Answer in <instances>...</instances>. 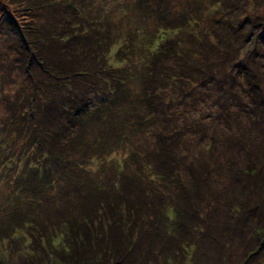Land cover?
Wrapping results in <instances>:
<instances>
[{
	"label": "trees",
	"instance_id": "16d2710c",
	"mask_svg": "<svg viewBox=\"0 0 264 264\" xmlns=\"http://www.w3.org/2000/svg\"><path fill=\"white\" fill-rule=\"evenodd\" d=\"M29 1L39 5L38 7L34 5L33 7L29 3L23 5L24 11H28L23 20L17 17L15 6L12 9H9L11 5L5 7L12 14L13 17L10 19L14 21L15 27L20 31V41H18L17 46H13L12 55L8 54L9 63L2 67L6 73L1 72L0 74V76L2 74L10 75L11 67L20 62L21 74H15L21 76L19 87L15 90L14 102L7 107L8 114L10 112L9 116L15 120L16 125L12 133L18 136L22 135L21 148L17 150L18 162L14 167L18 173L15 177L17 181L21 179L20 176L25 170V166L33 165L34 169L29 170L31 174L35 175L36 180H46L48 186L54 187V190L53 187L51 188L53 193H57L56 195L68 193L64 188L59 189L57 186L58 182H62L64 178L58 176L51 178L50 173L54 172L53 167L55 165L71 163L67 155L70 156L72 155L70 153L75 154L79 151V143L83 142L82 138L74 143L76 139L73 137L74 132L81 125L87 124L83 120L88 118L89 112L96 110V108L98 109V117L102 114L100 118L106 120L123 113V119L117 120L116 136L118 138L116 144H119L128 134H135L134 132L137 131L136 122L139 123V126H143L141 122L145 123L143 130H155L159 139L164 136L165 139L160 141L163 142L168 139L167 137H172L177 130L180 131L182 127L177 125L179 119L186 118L187 108L192 107L196 102L199 104L201 98L211 101L212 105L215 103L223 104L228 101L230 120L226 117L227 125H224L219 141L216 137H210L212 139L210 146L215 151V144L220 143L221 147L229 150V152L226 153L223 160L225 164L213 162L212 159L210 166L208 163H198L196 176L192 174V181L191 176H189L186 183L182 166L184 163L182 164L179 154L173 148L174 146L170 144L162 146L160 144L161 148L157 151L158 162L164 161L165 163H161V165L157 163L158 170L154 169V163H142V170L138 172V177H136L137 182L140 183L138 185L139 190L135 191L138 197H135L134 190L128 193L131 198L127 197V192L122 194V192L117 191L109 192L112 196L107 192L98 196L97 187L95 190L97 197L94 198L93 207H89L87 215L81 219L74 216L71 220L72 212L69 210L70 212L58 214L59 217L53 218L49 215L48 219L40 220L34 213L36 209L32 204L37 197L36 192L39 187L33 185L31 188L33 195L30 194L31 192L24 193L21 191L25 188L24 182L22 184L16 182L11 186L12 192H14L13 196L20 197L21 201L31 202L30 208L34 212L32 214L31 211L27 210L25 213L18 208L17 204L13 214L17 215L18 218L13 224L7 225V230L13 229L14 232H18L20 228H24V225H31V227H38L36 229H39L45 223V232L46 234L47 232L51 233V236L46 238V235L42 234L43 231L39 229L40 233H37L40 234V238L33 235L32 243L35 240V245H40L41 252L48 251L47 246L54 245L55 238L61 236L62 241L57 248L54 246V250L56 257L60 258L64 264H83L84 262V264H109L110 260L112 261L110 264H137V262L142 264L153 253L142 246L145 235L151 236L157 241L156 244H160L157 248L163 252L161 260L163 264H173V260L176 258L174 253L177 252H180L183 264H193L198 262L195 251L200 252L202 247L197 233L198 235L203 233V236L207 234L204 231H207L209 227H206L205 224L210 222L214 213L211 215L207 213L208 216L205 217L200 213V207L195 205L193 215H191L195 217L193 222L185 224V226L182 222L180 225L174 221L170 222L167 220L168 211L164 217L162 213H158L149 207L154 199L146 198L147 194L144 193L143 182L151 179L150 182L153 183L155 178L157 180L168 177L171 180L174 178L182 189L187 184H191V187L197 189V186H202L198 182V179L201 178L208 190L205 198L210 199L208 196L211 192H219L217 190L219 188L218 182L214 181V171L219 172L222 167H227L234 181L232 184L235 183V190L232 189L233 193H230V198L234 196L237 199V202L230 206L229 222H232L233 228V224H235V228L241 227L240 240L241 242L244 241L247 236V226L254 219V212L260 213L261 215L257 218L264 221V201H257L258 197H256L255 205L258 206L256 209L252 207L254 202L247 201L258 193L264 197V156L260 157L259 154L255 153L260 148L263 149L262 146H264V51L259 52L258 50V47H264V17L255 22L252 31L249 32L255 35L252 48L250 49L248 45V50L243 52L241 47H245L248 38H241L237 35L238 37L235 36L234 39L231 37L232 32H226L227 35L225 36L226 33L221 28L222 25H214L213 21L207 22V26H203L202 15L195 10L194 6L183 7L177 16L168 17V9L174 0H135L141 6L147 5L149 12H144V16L153 13V9L158 17L163 19V23L161 26L159 25L160 27L158 26L159 29L156 28L158 32L149 37L145 61L142 63L143 84L141 91L144 97H141L149 109L146 108L145 112L135 110L134 114L129 115V113H124V109L119 106L116 108L113 99L115 92L121 89L128 80V74L124 72L125 69L113 67L110 57L107 55L110 45L113 43L112 40L117 39V43L119 40L121 41L122 33L113 32L107 21L104 23L99 16L98 28L93 30L91 27L89 30L91 32H81L83 41L80 42L81 45L79 44L80 50L84 52V46L87 48L83 54H98V66L95 65L98 68L93 69L94 66L90 59L80 60L81 55L79 58L77 54V51L80 53L77 50L79 46L73 42L80 36L77 37L76 30L70 31L68 29L71 24L67 18L62 17L65 16L64 13L62 15L54 10L51 14L53 25L48 26L42 21L43 17L40 18L35 11L36 8L46 6L42 5L39 0ZM223 2L220 4L226 5V2ZM49 15L47 14L43 18L45 22ZM66 29L72 34L66 33ZM56 30L58 33L54 34ZM65 33L69 35V39L63 42ZM129 39L133 44L131 36ZM133 45L130 47L133 48ZM48 48L52 49V54ZM120 50L123 52V49L119 47L118 51L120 52ZM128 56L125 54L122 58L127 59ZM224 111L221 113L222 115ZM224 116H221V119ZM204 118L201 117L197 121H189V123L196 127L197 125L202 127ZM131 129L133 131H130ZM226 136L229 138L224 140L223 137ZM258 137H261L260 141L257 140ZM124 142L126 141L123 140L121 143ZM69 147L74 149H69ZM90 147L91 145L87 149ZM254 153L255 155H253ZM83 154V158H73V163L82 167L83 162L81 160L94 163L97 159L87 151H84ZM242 154L244 155L240 159ZM114 156L117 155L114 154ZM185 162L187 171L190 172L192 164L188 166V162ZM6 163H8L7 160ZM148 168L151 171L146 176L143 175L142 171L148 170ZM28 176L30 175L27 174L26 177ZM257 185L261 187L262 192H257V189L254 191ZM156 187H158L156 189L158 198H160L164 193L159 184ZM65 195L68 197V194ZM109 195L111 197L107 201L106 198ZM101 196L106 198L98 200V197ZM107 206L108 209L106 210ZM106 213L108 214L106 215ZM156 215L164 218L162 220L164 227ZM28 216H31L32 219H27ZM104 219L108 222V225L106 223L107 229L102 226ZM97 220L100 222L98 227H96ZM23 222L24 224H22ZM157 227L164 228L166 236L163 234L158 236L149 231ZM176 227H181L183 230L176 229ZM211 227L214 229L213 226ZM142 228L147 230L146 233L142 231ZM185 229H189L191 234ZM60 230L62 231L59 232ZM101 230H108L109 232L105 234L100 232ZM229 232L231 233V230ZM236 234L234 229H232L230 236H227L226 232L222 233L218 229H214L213 235H210V238H205L206 243L204 244L210 250L209 243L213 239V242L224 245L227 241H232V236ZM193 237L195 238L194 241L192 240ZM253 237L254 243L260 241L261 246L253 249V251L258 252L264 243V224L256 228ZM172 238L178 244L172 245ZM194 245L197 246V249ZM143 250H145V254L141 258L133 257L132 254L137 253V251L142 253ZM155 254L157 255V252ZM220 255L221 261H218L217 264H229V261L227 262L229 255L227 257H224L222 253ZM152 259L154 262L150 264H157L161 258L154 256ZM42 261L48 263L43 255L40 256L39 264Z\"/></svg>",
	"mask_w": 264,
	"mask_h": 264
},
{
	"label": "rangeland",
	"instance_id": "374dc122",
	"mask_svg": "<svg viewBox=\"0 0 264 264\" xmlns=\"http://www.w3.org/2000/svg\"><path fill=\"white\" fill-rule=\"evenodd\" d=\"M39 1L42 5L46 6L43 8H36L35 11L40 18H44L47 14L51 15L54 10H57V12H60L62 15L64 13L65 16L62 17L67 18V21L71 24V27L68 29L70 31L73 29L76 30L77 37L80 36L76 38L77 40L75 39L73 41L79 46L78 49H76L80 51V53L77 51L79 58L81 55L82 59L80 58V60L85 61L90 59L94 66L93 69L98 68L95 66L96 64L98 66V54H83L87 51V48L84 46V52L80 50V42L82 43L83 41L81 32L88 33L91 27L93 30L96 27L98 28L99 16L104 23L107 21L113 32L122 33V36L120 35L122 38L121 41L119 40L117 43V39H113V43L110 45L107 53L113 67H117L122 70L125 69L124 72L128 74V80L125 85H123L121 89L117 90L115 92L116 94L113 95L116 105L114 106L116 108L119 106L124 109V113H129V115L134 114L135 110L145 112L147 107L141 97L143 96L141 91V86L143 84L142 63L145 61V52L149 43V37L157 33L158 30H156V28L159 25L161 26L163 23V19L158 17L156 11L152 9L153 13L144 16V12H149V10H147V5L141 6L135 0H120L119 2L118 0ZM218 1L222 3L225 1L226 5L220 4ZM173 2L172 6L168 9V17L177 16L178 12L183 7L187 8L190 5L194 6V8H196L195 10L202 15L203 26H207V22L211 23L213 21L214 25H222L221 28H223L224 33L232 32L231 37L235 38V36L239 35L241 38H248L246 40L245 47H241L243 52L248 50V45L250 46V49L252 48V41L255 39V35L249 32L252 31L251 29L253 28L254 23L264 17V0H174ZM27 3L32 6L34 5L35 7H38L39 5L38 3H32L29 0H0V74L1 72L6 73L2 67L6 65V63H9L10 58L8 54L10 53L12 55L11 51H13V46H17L18 41H20V31L15 27L14 21L10 19L13 16L7 11V5H11L9 9H12V7L15 6V8H17L15 12L17 17L22 18L21 20H23V17H26L28 12L24 11L23 5H26ZM50 15L49 17H46L48 18L46 22L42 18V21L48 26L53 25V19L51 18L52 15ZM134 29H136V31H134ZM69 30H67L66 33L70 34ZM57 33L58 31L56 30L54 34ZM66 33L64 34L65 36L63 35V42L69 39V35H66ZM130 36L133 39L132 42L134 45L130 42ZM130 45H133V48H131ZM119 47L123 49V52L122 50H120V52L118 51ZM258 50L259 52L264 51V47L260 46L258 47ZM48 51L51 54L53 52L50 48H48ZM125 54L129 55L127 59L122 58ZM259 55L261 54L259 53ZM78 62L80 61L78 60ZM20 71L19 62L18 65L11 67L9 72L11 73L10 75L2 74V76H0V264H39L41 255H43L48 261V263L42 261V264H64L60 258L56 257L54 250V246L57 248L60 241H62L61 236L60 238H55L54 245L47 246L48 251L41 252L40 245H35V240L32 243L33 240L31 239L33 238V235L40 238V234L37 233H40V230L43 231L42 234L46 235V238L51 236V233L47 232L46 234L45 232V223L39 227L40 230L36 229L38 227H31V225H24V228H20L18 232H14L13 229L9 231L7 230V225L9 223L13 224L16 221V218H18L17 215L13 214L14 210H16L17 204L18 208L22 209L25 213L27 210L31 211L32 214L34 212L30 208L31 202L21 201L20 197L13 196L14 192H12L13 190L11 186L16 184V182L20 184L24 182L25 188L21 189V191L24 193L31 192L30 194L33 195L34 193L31 191L33 185H37L39 187L36 192L37 197H35L32 204H34V208L36 209L34 213L40 220L44 218L48 219L49 215L53 218L59 217L58 214L61 212H70L69 210L72 212L70 217L72 220L74 216L81 219L83 216L87 215L88 208L91 206L93 207L94 198L97 197L95 191L97 187L98 196L106 192L109 193L111 191H117L122 192V194L127 192V197L131 198L128 193L133 190L134 192L139 190L138 185H140V183L137 182L136 177H138V172L142 170V163H154L153 166L156 170H158L156 167L157 163L160 165L161 163H165L164 161L161 163H159L160 161L158 162L159 155L157 154V151L161 148L160 144H162V146H165L166 144L167 146L168 144L174 146L173 148H175L177 154H179L182 164L184 163L182 166L185 172L184 180L186 183L188 182L189 176H191V181L193 179L192 174L196 176V167L198 163H208L210 166L213 160V162L225 164L223 160L229 150L221 147L220 143L215 144V151L211 149L210 143H212V139L210 137H216L217 141H219L221 132L224 130V125H227L225 122L226 117L230 120L228 116V101L223 104L215 103L212 105L211 101L209 102L199 98L201 100L198 102L199 104L196 102L195 105L191 104L192 107L187 108V117L179 119L177 125L182 127L180 131L177 130L172 137H167L168 139L163 142L160 141L165 139L164 136L159 139L155 130H143L145 123L141 122L143 126H139V123L136 122L135 128L137 131L134 132L135 134H128V136L123 139L126 141L123 144L121 143L123 140H121L119 144H116V140L118 138L116 136V130L118 129L117 120L123 119V113L113 116V118L111 117L112 119L110 120H106L100 118L102 114L98 117V109L96 108V110L89 112L88 118L83 120L84 123H87L84 124L85 127L81 125L80 128L76 129L74 132L73 137L76 138L74 143H77V140H81L82 138L83 142L79 143V151L75 152V154L69 152L72 154L70 155L71 157L67 155L71 163L67 165H55L56 167H53L54 172L50 173L51 178L54 176L62 177V179L64 178L62 182H58L57 186L59 189L64 188V190L68 193H59L60 196L56 195L57 193H53L52 191L51 187L53 186H48L46 180H36L35 175L31 174V171L29 170L34 169L33 165L25 166V170L22 171L20 176L21 179L17 181L15 177L18 173L15 171L14 167L18 162L19 154L17 150L21 148L22 135L18 136L17 134L12 133L14 132L16 125L15 120L9 116L10 112L8 114L7 107L14 102L15 90L19 87L18 84L21 78V76H16L15 74H21ZM223 111L224 113L222 115L221 113ZM221 116H224L223 119H221ZM201 117H205L202 122V127L199 125L196 127L194 124L189 123V121L194 122ZM130 131H133V129ZM228 138L229 136L223 137L224 140ZM257 140L260 141L261 137H258ZM89 145H91V147L87 149ZM110 146L112 147L110 148ZM262 147L264 149V146ZM69 149L74 148L69 147ZM263 149L260 148L255 153L259 154L260 157H263ZM75 150L77 149L75 148ZM84 151L93 154L94 158H97L95 159L96 163H88L89 161L86 162L85 160H81L83 162L82 167L74 164L72 161L73 158H83L82 155H84ZM255 153L253 155H255ZM114 154L117 156L115 157ZM243 155L244 154L241 155L240 159ZM6 160L8 163H6ZM185 161L188 162V166L192 164L191 173L187 171ZM193 170L195 171L193 172ZM149 171L151 170L148 168V170H143L142 173L146 176ZM27 174L30 176L26 177ZM214 174V181H216V183L218 182L217 186L219 188L217 190H219V192H211L208 196L210 199L205 198V194H208V190L207 186L204 185L205 182L203 183L201 178L198 179V182L202 184V186H197V189L191 187V184H187L185 188L182 189L174 178L171 180V178L168 177L157 180H155V178L153 179V183L150 182L151 179L145 181L142 178L145 182L142 180L140 181L143 182L145 190L144 193L147 194L146 198L154 199L152 204H149V207L152 210L158 211V213H162L164 217L168 211L169 216L167 220L170 222L174 221L178 225L182 222L184 226L185 224L193 222L195 217L191 215H193V208H195V205L200 207V213L205 217L208 216L207 213L209 215L214 213L210 222L205 224L206 227H209L207 228V231H204L207 234L203 236V233L201 235H198L197 233V237L199 236V242L202 243V247L200 248V252H197V250L195 251V255L198 257V262L193 264H217L218 261H221V253L224 257L229 255V258H227V262L229 261V264H264V243L258 252L253 251L254 248L261 246L260 241L254 243L253 237L256 233V228L264 224L262 219L257 218V216H260L261 214L257 211L256 213L254 212V219H252L247 226L246 239L241 242V227L237 226L235 228V224H233V228L231 224L232 222H229L230 206L231 204L237 202L236 197L233 196L230 198L233 190H235V183L232 184L234 181L231 178L232 176L230 175L227 167H222L219 172L214 171ZM13 179L15 180L14 182ZM158 184L161 186V191L164 193L160 198H158L156 189L158 188L156 187ZM260 188L261 187L257 185L255 186L254 191L257 189V192H262L263 190H260ZM50 189L52 193L50 192ZM65 194H68V197ZM110 195L107 198H104L108 201V199L112 196ZM135 195V197H138L136 192ZM261 195L260 193H258V195L255 194V197L247 200L251 201V203L254 202V205L252 206L253 209L258 208V206L255 205L256 197H258L257 201H264V197ZM104 198L101 196L98 197V200H103ZM261 205L263 206V204ZM262 206L260 207L263 209ZM107 209L108 206L106 207V210ZM151 209L150 211H152ZM107 214L108 213H106V215ZM156 216L158 217L157 219H160L161 224L164 218L160 215ZM29 218L32 219L31 216H28L27 219ZM105 220L106 219L103 220L104 224L102 226L106 227L108 222ZM22 224H24V222ZM99 224L100 222L97 220L96 227H98ZM211 226H213L214 229H218L219 232H226L227 236L231 235L232 229H234L237 234L232 236V241H227L224 245L213 242V239V241L209 243V250V248L206 247L207 245L204 243H206L205 238H210V235L212 236L214 233V229ZM162 227H164V223H162ZM162 227H157L152 231H149L158 236L161 234L166 236L163 230L164 228ZM178 228L183 230L181 227ZM178 228L176 227V229ZM105 229H107V227ZM104 230H101L100 232L105 233ZM230 230L231 233L229 232ZM61 231L62 230L59 232ZM142 231H145L144 233H146L147 230L142 228ZM185 231L190 233L189 229H185ZM192 240L194 241L195 238L193 237ZM50 241H52V239H50ZM156 242L157 241L154 238H151V236H143L142 246H145L144 248L152 251L153 253L150 254V257L143 261L144 263L142 264H150L154 262L152 259L154 256L161 258L157 261V264H163L161 261L163 252L161 249L157 248L160 244H156ZM171 244L173 245L178 243L174 238H172ZM195 247L197 249V246ZM214 248L216 250H213ZM156 252L157 255L155 254ZM144 254L145 250H143L142 253L137 251V253L132 255L133 257L141 258ZM174 254L176 255V258L173 260V264H183V262H181L182 259L180 257V252Z\"/></svg>",
	"mask_w": 264,
	"mask_h": 264
},
{
	"label": "bare ground",
	"instance_id": "6f19581e",
	"mask_svg": "<svg viewBox=\"0 0 264 264\" xmlns=\"http://www.w3.org/2000/svg\"><path fill=\"white\" fill-rule=\"evenodd\" d=\"M251 17H252V15H251ZM248 23H249V22H248ZM230 30H231V29H230ZM230 30H228V31H230ZM226 35H227V33L225 34V36H226ZM228 37H229V36H228ZM228 37H227V38H228ZM227 38H226V39H227ZM228 39H230V38H228ZM228 39H227V40H228ZM234 39H235V38H234ZM58 41H59V40H58ZM48 42H49V41H48ZM53 42H54V41H53ZM230 42H231V41H230ZM49 44H50V43H49ZM49 44H48V45H49ZM55 48H56V47H55ZM56 50H57V49H56ZM58 50H59V49H58ZM63 50H64V49H63ZM54 56H55V54H54ZM56 56H57V55H56ZM60 56L63 57L62 55H60ZM65 56H66V55H65ZM253 56H254V55H253ZM58 57H59V56H58ZM251 57H252V55H251ZM53 58H54V57H53ZM65 58H66V57H65ZM250 59H251V58H250ZM255 59H257V58H255ZM246 60H247V59H246ZM248 60H249V59H248ZM252 60H253V59H252ZM248 62H249V61H248ZM253 62H254V60H253ZM246 63H247V62H246ZM247 64H248V63H247ZM221 65H222V64H221ZM221 65H220V66H221ZM251 66H252V64H251ZM251 66H250V67H251ZM259 118H260V117H259ZM107 232H109V231H108V230L105 231V234H106ZM112 232H113V230H112ZM106 239H107V238H106ZM107 256H108V255H107ZM115 257H117V256H115ZM108 260H109V259H108ZM110 261H111V260H110ZM110 261H109V264H110ZM115 261H116V260H115ZM115 261H114V262H115ZM95 262H96V261H95ZM111 262H112V261H111ZM117 262H118V261H117ZM84 263H85V262H84ZM84 263H83V264H84ZM120 263H121V262H120ZM115 264H116V263H115Z\"/></svg>",
	"mask_w": 264,
	"mask_h": 264
}]
</instances>
